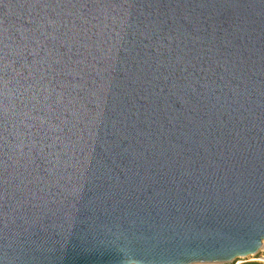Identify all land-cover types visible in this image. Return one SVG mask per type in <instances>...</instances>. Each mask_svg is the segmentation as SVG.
I'll return each mask as SVG.
<instances>
[{
	"label": "water",
	"instance_id": "obj_1",
	"mask_svg": "<svg viewBox=\"0 0 264 264\" xmlns=\"http://www.w3.org/2000/svg\"><path fill=\"white\" fill-rule=\"evenodd\" d=\"M264 252V0H0V264Z\"/></svg>",
	"mask_w": 264,
	"mask_h": 264
},
{
	"label": "rangeland",
	"instance_id": "obj_2",
	"mask_svg": "<svg viewBox=\"0 0 264 264\" xmlns=\"http://www.w3.org/2000/svg\"><path fill=\"white\" fill-rule=\"evenodd\" d=\"M259 258H264V252H260L257 255V257H250V258H246V259H237V260H234L233 262L223 263V264H244L246 262H253V261L264 263V261L258 260Z\"/></svg>",
	"mask_w": 264,
	"mask_h": 264
},
{
	"label": "trees",
	"instance_id": "obj_3",
	"mask_svg": "<svg viewBox=\"0 0 264 264\" xmlns=\"http://www.w3.org/2000/svg\"><path fill=\"white\" fill-rule=\"evenodd\" d=\"M244 264H264V263L253 261V262H246Z\"/></svg>",
	"mask_w": 264,
	"mask_h": 264
},
{
	"label": "bare ground",
	"instance_id": "obj_4",
	"mask_svg": "<svg viewBox=\"0 0 264 264\" xmlns=\"http://www.w3.org/2000/svg\"><path fill=\"white\" fill-rule=\"evenodd\" d=\"M258 260H260V261H264V258H259Z\"/></svg>",
	"mask_w": 264,
	"mask_h": 264
}]
</instances>
